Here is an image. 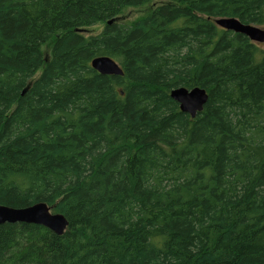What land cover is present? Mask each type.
<instances>
[{
    "label": "trees",
    "instance_id": "trees-1",
    "mask_svg": "<svg viewBox=\"0 0 264 264\" xmlns=\"http://www.w3.org/2000/svg\"><path fill=\"white\" fill-rule=\"evenodd\" d=\"M220 17L264 0H0V205L67 221L0 223V264H264V48Z\"/></svg>",
    "mask_w": 264,
    "mask_h": 264
},
{
    "label": "water",
    "instance_id": "water-1",
    "mask_svg": "<svg viewBox=\"0 0 264 264\" xmlns=\"http://www.w3.org/2000/svg\"><path fill=\"white\" fill-rule=\"evenodd\" d=\"M112 20H108L110 23ZM214 22L226 29L244 34L250 40L261 43L264 42V29L252 24H244L234 17L216 18ZM91 67L97 72L105 75H122L123 71L120 65L107 55H99L91 59ZM170 97L178 103L182 112L188 113L191 117L202 110L207 99L205 89L200 87L172 88L169 92ZM4 222H23L42 225L56 234H61L67 224L66 219L60 213H52L49 207L38 202L25 207H9L0 205V223Z\"/></svg>",
    "mask_w": 264,
    "mask_h": 264
},
{
    "label": "rangeland",
    "instance_id": "rangeland-1",
    "mask_svg": "<svg viewBox=\"0 0 264 264\" xmlns=\"http://www.w3.org/2000/svg\"><path fill=\"white\" fill-rule=\"evenodd\" d=\"M150 7V5L148 6H143V7H132V8H127L124 10V12L122 14H120V22H129L132 21L140 16H142L147 9ZM102 27V24H98V25H94V26H90V27H86L83 29L82 33L84 35H90V34H95L98 31H100ZM262 29H264V25L260 26ZM257 45H259V47L264 48V42L261 43H257Z\"/></svg>",
    "mask_w": 264,
    "mask_h": 264
}]
</instances>
